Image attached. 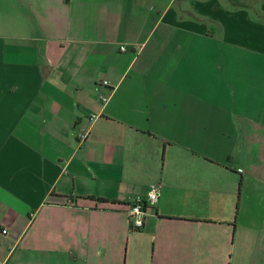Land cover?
Returning a JSON list of instances; mask_svg holds the SVG:
<instances>
[{"label":"crops","instance_id":"0c3cea01","mask_svg":"<svg viewBox=\"0 0 264 264\" xmlns=\"http://www.w3.org/2000/svg\"><path fill=\"white\" fill-rule=\"evenodd\" d=\"M242 3L0 0V262L264 264V0Z\"/></svg>","mask_w":264,"mask_h":264},{"label":"built area","instance_id":"2783aa9c","mask_svg":"<svg viewBox=\"0 0 264 264\" xmlns=\"http://www.w3.org/2000/svg\"><path fill=\"white\" fill-rule=\"evenodd\" d=\"M122 49L124 50V48ZM104 85L108 86L109 82L105 81ZM102 101L107 103L108 97H102ZM158 198L159 188H154L150 192L148 199L138 198L130 205L127 214L132 231H141L144 228L148 211L158 201ZM4 233L6 234L7 231H4ZM0 264L4 263L0 262Z\"/></svg>","mask_w":264,"mask_h":264},{"label":"trees","instance_id":"16d2710c","mask_svg":"<svg viewBox=\"0 0 264 264\" xmlns=\"http://www.w3.org/2000/svg\"><path fill=\"white\" fill-rule=\"evenodd\" d=\"M228 1H230V2H232V3H236L237 5V7H246L245 5H244V3H242V1L243 0H228Z\"/></svg>","mask_w":264,"mask_h":264}]
</instances>
